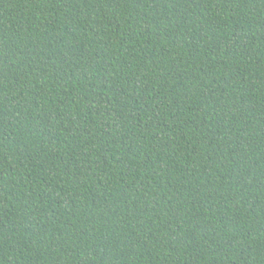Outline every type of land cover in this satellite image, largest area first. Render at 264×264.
<instances>
[{
    "label": "trees",
    "instance_id": "trees-1",
    "mask_svg": "<svg viewBox=\"0 0 264 264\" xmlns=\"http://www.w3.org/2000/svg\"><path fill=\"white\" fill-rule=\"evenodd\" d=\"M0 264H264V0H0Z\"/></svg>",
    "mask_w": 264,
    "mask_h": 264
}]
</instances>
